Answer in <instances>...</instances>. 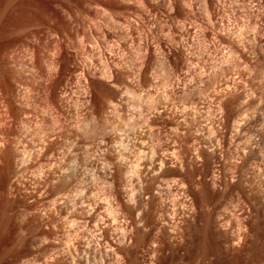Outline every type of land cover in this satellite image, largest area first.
<instances>
[{"label": "rangeland", "instance_id": "obj_1", "mask_svg": "<svg viewBox=\"0 0 264 264\" xmlns=\"http://www.w3.org/2000/svg\"><path fill=\"white\" fill-rule=\"evenodd\" d=\"M2 221L0 264H264V0H0Z\"/></svg>", "mask_w": 264, "mask_h": 264}, {"label": "bare ground", "instance_id": "obj_2", "mask_svg": "<svg viewBox=\"0 0 264 264\" xmlns=\"http://www.w3.org/2000/svg\"><path fill=\"white\" fill-rule=\"evenodd\" d=\"M4 224L5 222L2 221V223H0V228ZM202 230L203 228L199 227L198 232L201 231L200 233H202ZM203 233L195 236L197 237L196 239H189L187 243L183 244H174V242L168 240V235H162V241L165 243L166 247L170 249L168 262L170 264H225V251L223 247H221L222 245H218L216 239L214 240L216 241L215 243L212 238L209 239L210 236H204ZM148 237V232L143 233L142 230L138 232L135 239L137 245L148 240ZM181 249H183V252ZM130 264H139L137 257L132 258Z\"/></svg>", "mask_w": 264, "mask_h": 264}]
</instances>
